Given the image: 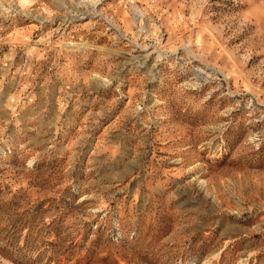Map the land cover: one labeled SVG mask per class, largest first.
<instances>
[{"label": "rangeland", "instance_id": "1", "mask_svg": "<svg viewBox=\"0 0 264 264\" xmlns=\"http://www.w3.org/2000/svg\"><path fill=\"white\" fill-rule=\"evenodd\" d=\"M0 264H264V0H0Z\"/></svg>", "mask_w": 264, "mask_h": 264}]
</instances>
